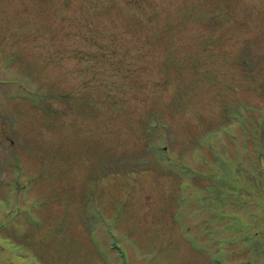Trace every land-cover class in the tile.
<instances>
[{
  "label": "rangeland",
  "instance_id": "obj_1",
  "mask_svg": "<svg viewBox=\"0 0 264 264\" xmlns=\"http://www.w3.org/2000/svg\"><path fill=\"white\" fill-rule=\"evenodd\" d=\"M120 2L0 0V264H125L120 245L127 264H219L189 242L212 202L184 206L194 177L221 187L227 141L253 172L216 209L264 214L241 194L264 179V0ZM234 238L229 264H264V235Z\"/></svg>",
  "mask_w": 264,
  "mask_h": 264
},
{
  "label": "trees",
  "instance_id": "obj_2",
  "mask_svg": "<svg viewBox=\"0 0 264 264\" xmlns=\"http://www.w3.org/2000/svg\"><path fill=\"white\" fill-rule=\"evenodd\" d=\"M18 75H20V73L16 72ZM13 83L15 85H18V81H13ZM27 89L21 90L20 93H16L13 96L16 97L22 101H25V99H27L28 101L31 102V100L29 98H27L25 96L28 95H33L32 93H29L28 91H25ZM24 93V94H23ZM1 116H3L4 120H0V131L4 132V129L7 131L8 128L5 126L8 123V116L5 114L1 113ZM10 117V116H9ZM261 123V127H263V122L260 121ZM256 130V128L254 129ZM259 136V135H258ZM264 137V132L261 136H259V139ZM240 139V138H239ZM220 149H221V156H222V161H224V158L228 161V169L225 170V173L222 174V170L220 168L215 169L217 172V175H221L223 181H220L221 187H219L216 191V193H214L213 190H211V188H213L215 186V181L213 180V176H209V177H205L202 180H200L198 177H194L191 180V183L193 184V181H200L199 183H197L196 185H194L195 187H198L200 190V198L199 199L202 203L201 205L197 204V203H192L191 204L189 202H187V204L184 206V208H189V209H195L204 205H208V203L211 201L213 204V213L212 215H208L207 218L204 220L202 227V231L201 233H199V230L197 231V235L196 237L192 238V241L194 243L195 246H200L199 250L200 251H204L207 248V245L205 243L199 244V238L205 237L207 238V240H210L212 242L217 243L219 250H223V244L224 242H228L229 240L233 241L235 236L240 237L241 234L240 233H244L245 230L244 228L246 227L247 221H246V215L248 214V208L243 207V208H235V209H231L230 206L229 207H224V205H220L219 208L216 209L215 204L216 201L213 203V198L218 196V195H228L229 192L233 189L236 190L237 186H234V183L241 177V176H237L236 173L237 171H241V173H245L247 172V163L250 165L249 167V171L253 172L251 170V167H253L251 165L250 161H247V154L246 152L243 151L244 148V143L243 142H239V146H231L230 144L227 145H219ZM241 147V148H239ZM247 149L249 148L248 145H246ZM220 157V156H219ZM211 158V156H210ZM152 159L154 161H157V159H155L154 157H152ZM211 160H213L211 158ZM215 161V160H214ZM216 163V161H215ZM195 173V172H194ZM255 178L256 181L252 182V186L250 187V192H248L247 188L241 192L242 197H250L255 198L257 197V200L254 201L252 199V201L254 202H264V179L260 176H253ZM243 183V181L241 182ZM245 184L241 185L244 186ZM11 191V190H10ZM227 203V202H226ZM225 203V204H226ZM240 206H243L245 204H239ZM183 212H182V216H183ZM222 215L225 218H228V220L224 223L223 225V221L220 224H217V218ZM200 227V228H201ZM243 230V231H242ZM225 233V237L222 235ZM232 234V235H231ZM226 238V239H225ZM238 240L243 239V238H237ZM242 244V246H244V248L247 249L246 245H249L251 240H242L240 241ZM15 248L18 250L20 247L15 245ZM18 256H21L18 252H17ZM222 264H229L228 260L226 259V261L224 262V260L222 259Z\"/></svg>",
  "mask_w": 264,
  "mask_h": 264
}]
</instances>
